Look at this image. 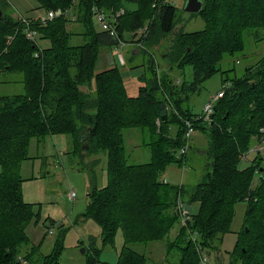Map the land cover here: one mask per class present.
<instances>
[{
  "label": "trees",
  "instance_id": "obj_1",
  "mask_svg": "<svg viewBox=\"0 0 264 264\" xmlns=\"http://www.w3.org/2000/svg\"><path fill=\"white\" fill-rule=\"evenodd\" d=\"M201 1V12L192 15L201 16L205 28L184 32L183 26L177 29L183 20L172 0H39L48 12H62L45 26L39 19L31 21L29 29L50 42L43 48L38 40L28 38L26 25L7 13L6 2L0 0V74L20 73L24 85L21 94L0 95V264L24 263L20 247L30 245L25 227L34 213L22 198L20 170L35 158L30 154L32 142L55 135L70 136L84 156L107 154L109 182L89 193L83 215L100 226L103 247L112 246L122 232L118 264H148L131 245L169 235L181 223L177 205L183 197L190 206L199 203V211L170 244L171 248L180 245L178 264H202L203 254L209 258L218 253L233 223L235 205L241 201L249 207L231 264H264L262 163L255 160L243 170L239 167L253 141L264 142V58L242 76L223 79L224 96L216 103L213 122L195 124L196 130L208 132L212 142L207 180L188 191L184 185L162 180L171 163L182 167L186 162V155L177 158L176 154L186 144L184 120L197 115L184 103L221 71L226 56L244 52L245 30L264 28V0ZM95 8L115 19L120 39L125 33L136 37L149 25L147 36L139 38L140 54L149 58L137 97L127 94L118 67L96 71L102 45H117L119 40L96 30ZM77 24L78 30L72 27ZM77 38L81 42L74 43ZM153 51L166 55L163 69ZM188 66L192 81L178 83L177 73L183 74ZM229 72L235 68L223 73ZM172 126L178 128L175 135ZM137 128H148L151 138L145 144L151 160L130 164L125 132ZM195 232L196 241L191 236ZM34 250L27 253L29 262ZM63 251L64 238L42 264H59Z\"/></svg>",
  "mask_w": 264,
  "mask_h": 264
},
{
  "label": "rangeland",
  "instance_id": "obj_2",
  "mask_svg": "<svg viewBox=\"0 0 264 264\" xmlns=\"http://www.w3.org/2000/svg\"><path fill=\"white\" fill-rule=\"evenodd\" d=\"M4 1L6 2L5 11L14 13L17 19L21 16L32 21L47 17L48 11L41 7L39 0ZM172 1L178 8V18L183 20L177 29L183 26L184 32H195L205 28L201 16L184 12L186 0ZM248 5L250 4L248 3ZM93 21L96 30L102 32L103 26L99 16L95 15ZM72 27H76L78 30L81 25H72ZM146 27L149 28V25ZM140 37L141 34L135 37L132 33H125L123 39H120L124 44L120 42L112 46L102 45L96 65V71L102 72L111 68L105 65L107 60L112 61V64H114V60L118 61L117 67L122 72L124 85L130 97L138 96L139 87L142 85L138 76L147 72L144 64L148 61L149 55L146 53L133 55L135 48H138L134 42ZM35 38L43 48L50 46V42L42 40L40 34H37ZM8 39L13 40V37L10 36ZM80 40L82 38H77L74 43L81 42ZM244 42V52L226 56L219 65L221 71L203 83L200 90L191 94L189 101L184 103V106L190 109L194 115H198L224 90L223 79L228 75L230 77L242 76L246 68L256 65L264 58V28L245 30ZM153 52L157 55L159 67L163 69L165 61L161 51ZM122 57L126 64H123ZM232 67L235 68V72L223 73ZM177 78L191 82L192 68L186 67L183 74L177 73ZM23 90L22 74L4 71L0 74L1 96L21 94ZM157 125L160 126L159 120H157ZM148 132V128H137L125 132L130 164H142L151 160L150 147L145 144L149 143L151 138ZM177 132L178 128L172 126V135ZM189 143L191 149L186 154L185 164L181 167L178 163H171L162 175L164 184L184 185L187 191L206 181L207 174L212 170V142L208 132L195 130ZM30 154L35 158L24 162L20 170L21 194L23 200L32 205L34 215L25 227V234L30 245L20 247L24 261L22 257L19 260L23 261V264H42V259L51 255L58 241L64 238V251L59 264H118L124 244L122 232H118L112 246L103 247L100 226L83 215L89 204V193L94 188L105 187L109 182L107 154L84 156L74 146L72 138L68 135L49 136L40 142L34 140ZM246 154L247 156L240 162V169L249 167L255 160L261 162V167L264 168V142L260 143L254 140ZM182 156L180 152L176 154L177 158ZM260 178L259 173L256 175L254 188ZM73 192L76 197L72 201L70 195ZM183 201L186 202L187 199L183 197ZM191 207L187 224L192 222L193 217L198 213L199 203H195ZM248 207L247 201H241L235 205V216L230 231L224 236L220 251L209 255V264H231V254L236 248L239 234L244 227ZM180 218L181 223H176L169 235L162 240L131 245L132 249L145 255L148 264H178L180 245L177 243L175 247L171 248L170 244L179 236L181 226H186L181 216ZM33 249L36 250H34L30 263L26 260V256ZM83 249L85 252L82 251Z\"/></svg>",
  "mask_w": 264,
  "mask_h": 264
},
{
  "label": "built area",
  "instance_id": "obj_3",
  "mask_svg": "<svg viewBox=\"0 0 264 264\" xmlns=\"http://www.w3.org/2000/svg\"><path fill=\"white\" fill-rule=\"evenodd\" d=\"M62 14L61 11H55V12H48L47 17L43 18V19H39L38 21L40 22L41 25L45 26L47 25L49 22L53 21L54 19L58 18L60 15ZM95 15H98L100 18V21L102 23L103 26V32H106L112 39H118V43H123V41L120 40V36L118 34L117 28L114 25L115 23V19L111 18V16L109 14H107L106 12H104L103 10H98L95 8ZM120 14H118L117 16H119ZM18 20H21L25 25H26V30L25 33H27V36L29 39H31L33 42H36L37 38H35V36H37V32L30 30L29 27L31 25V21L26 20L23 17H18ZM149 31L148 27H145L143 29H141L139 31V34L142 35L143 38H145V36H147V33ZM135 46L138 48H143V42L139 41V38H137V40L134 42ZM181 80L178 79V83H180ZM224 96V90L222 92H220L212 101L211 103H209L208 105H206L203 110L193 119V120H184L185 126L187 128V132L185 135L186 138V145L184 148H182L180 150V153L182 155H186L188 150L190 149V137L192 136V134L195 132L196 128H195V124L196 123H203L205 125H209L213 122V114L215 112V107H216V103L218 102L219 99L223 98ZM263 134H264V129L262 130ZM264 141V138H263ZM243 158H245V156H243ZM166 183V181H165ZM76 197V194L73 192L70 195V199L73 201ZM187 204L182 200L179 199L178 201V205H177V210L180 213V216L182 217L183 222L186 224V221L189 218V213L186 209L185 206ZM192 239L194 241H196V239L199 237V234L197 232H195L194 234L191 235ZM202 264H209V258L207 255L203 254L202 255V260H201Z\"/></svg>",
  "mask_w": 264,
  "mask_h": 264
},
{
  "label": "water",
  "instance_id": "obj_4",
  "mask_svg": "<svg viewBox=\"0 0 264 264\" xmlns=\"http://www.w3.org/2000/svg\"><path fill=\"white\" fill-rule=\"evenodd\" d=\"M186 6L184 8V12L186 13H199L201 12L202 8H203V2L201 0H186ZM0 16H2V12L0 11ZM140 53L139 48L135 49V51H133V55H135L136 53ZM166 55L163 56V58H165ZM81 142H83V139H81ZM264 171L263 167H260V172L262 173ZM185 209L190 212L192 210V207L190 205H186ZM248 231V228L246 229ZM83 252L84 249L82 250Z\"/></svg>",
  "mask_w": 264,
  "mask_h": 264
},
{
  "label": "crops",
  "instance_id": "obj_5",
  "mask_svg": "<svg viewBox=\"0 0 264 264\" xmlns=\"http://www.w3.org/2000/svg\"><path fill=\"white\" fill-rule=\"evenodd\" d=\"M134 51H135V50H134ZM138 54H140V53L137 52L135 55H138ZM135 55H134V56H135ZM121 60H123L122 62H123V64H124V63H125V60L123 59V57H122ZM122 62H121V63H122ZM113 63H114V64H112V61H110V60L108 61V60H107V62H105V65H107L108 67H111V68H114V67H117V66H118V61L114 60ZM123 64H122V65H123ZM125 64H126V63H125ZM164 65H165V64H164ZM111 68H109V69H111ZM106 70H108V69H106ZM104 71H105V70H104ZM102 72H103V71H102ZM132 72H133V71H132ZM132 72H131V73H132ZM98 73H100V72H98ZM133 73H134V72H133ZM138 74H139V73H138ZM141 76H142V74H141V75L139 74V76H138L139 80H140V77H141ZM140 82H141V81H140ZM141 83H142V82H141ZM141 86H143V84H142ZM141 86H140L139 88H141ZM190 145H191V144H190ZM190 149H191V148H190Z\"/></svg>",
  "mask_w": 264,
  "mask_h": 264
}]
</instances>
